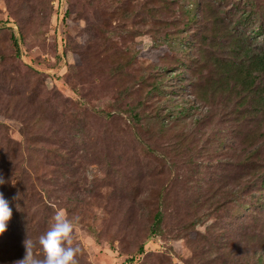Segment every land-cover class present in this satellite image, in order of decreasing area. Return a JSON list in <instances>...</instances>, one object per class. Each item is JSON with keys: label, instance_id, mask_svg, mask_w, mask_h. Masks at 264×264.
<instances>
[{"label": "rangeland", "instance_id": "374dc122", "mask_svg": "<svg viewBox=\"0 0 264 264\" xmlns=\"http://www.w3.org/2000/svg\"><path fill=\"white\" fill-rule=\"evenodd\" d=\"M208 1L264 46V0ZM204 11L0 0V193L12 209L0 264L23 257L25 238L42 258L56 209L73 219L78 264H264V111L195 96L212 67L202 54L228 41L204 47Z\"/></svg>", "mask_w": 264, "mask_h": 264}, {"label": "trees", "instance_id": "16d2710c", "mask_svg": "<svg viewBox=\"0 0 264 264\" xmlns=\"http://www.w3.org/2000/svg\"><path fill=\"white\" fill-rule=\"evenodd\" d=\"M202 5L205 16L209 13L207 18L211 23L209 29L204 28L203 31V38L208 31L204 47L208 50L209 45L217 44L216 40L221 42V36L228 41L223 42L218 54H210L208 58L202 54L203 65L210 64L212 67L201 88H194L195 96L201 101L217 95L237 98L233 110L237 113L264 111V46H258L247 34L235 33L225 27L220 11L211 1L202 0ZM203 18L207 21L204 15Z\"/></svg>", "mask_w": 264, "mask_h": 264}, {"label": "clouds", "instance_id": "9594fccd", "mask_svg": "<svg viewBox=\"0 0 264 264\" xmlns=\"http://www.w3.org/2000/svg\"><path fill=\"white\" fill-rule=\"evenodd\" d=\"M4 179L0 176V184ZM12 214L9 201L0 193V234L7 228V222ZM74 228L73 219H70L64 209H56L51 217L46 231L38 237L43 257L40 258L33 253V241L25 238L23 240L24 255L16 260L14 264H78L77 255L80 251L78 245L72 244V233Z\"/></svg>", "mask_w": 264, "mask_h": 264}]
</instances>
